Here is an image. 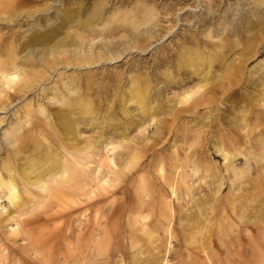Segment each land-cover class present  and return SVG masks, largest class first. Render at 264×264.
Here are the masks:
<instances>
[{
	"label": "bare ground",
	"instance_id": "obj_1",
	"mask_svg": "<svg viewBox=\"0 0 264 264\" xmlns=\"http://www.w3.org/2000/svg\"><path fill=\"white\" fill-rule=\"evenodd\" d=\"M109 1L94 0L87 4L82 0H49V3L47 0H0V83L6 87V92H3L4 87L0 86V108L5 107V101L10 96L8 90L13 89V85L26 79L28 82L37 80L38 83L37 75L40 69L43 70L42 76H45L59 64L78 66L91 65L100 60L112 61L122 55V43L131 41L136 49L144 51L150 44V38H156L160 33L164 36L171 31L174 37L178 34L177 30H172L174 24L168 22L175 20L176 12L183 9L174 7L180 0H172L171 4L162 8L163 10L158 8L155 0H135L132 6H124L127 1L115 0L112 1L111 9H107ZM52 3H58V7L54 8L51 15L35 17L33 21H28L39 12V6L43 7L42 11L48 10ZM252 3V16L245 14L236 25L228 17L231 12L228 9L220 15V27L207 28L202 31V36H198V31L186 29L181 35L182 44L176 43L175 48L164 47L158 59V62L165 66L161 73L164 77L163 89L170 90L174 86L180 87L192 82L179 91L178 99L167 100L164 104L165 113H162L160 107L149 104L151 87L147 77L143 80H132L133 77L129 76V99H133L132 102L137 105L142 117L154 114L160 109V114L169 115V118L163 119L162 124L156 120L155 132L163 127L169 129L171 120L177 116L192 115L191 113L200 106H212L218 95H225L230 102L221 110V114L226 113L223 114L224 117L233 115L224 119L218 114L213 123L217 128L225 129L212 143L215 155L223 160L222 168L212 161L211 164L208 158L211 166L203 165V162L193 158L189 162L191 167L187 166L188 163L184 165L189 169L183 173H175V180H167L171 195L183 200L182 209L185 205L194 203L193 211L189 206L191 212L182 213L185 223L180 221L184 223L181 225L186 232L179 239H176L172 231L175 211L168 199L163 200L164 209L162 214H159L161 218L157 216L155 221L150 219L149 213L141 210L142 202L134 206L132 204L122 222V207L117 204L112 207V202L106 206L112 207L111 212L115 210L114 214L108 213L109 216L105 217L99 213L100 203L104 200L102 196L108 192V187L116 185L118 177L125 175L126 171L133 167L138 156L135 152H130L123 167L111 169L109 175L100 181L98 172L101 162L90 176L87 168H84L89 163L86 162L87 158L92 156L94 144H84L77 134V128L79 122L85 121L87 115L92 116L94 113V105L86 93H90L91 85L95 82L91 77L94 78L95 74L69 77L68 81L61 84L63 92L58 90L59 92L54 93L52 102H57L58 106H47L45 109L41 104L36 107L27 106L24 115L21 117L17 114L15 122L4 132V150L7 154L0 163V199L7 201V205L2 206L6 221L18 219L22 213L21 189L27 197L35 200L33 188L48 192L50 184H69L78 180L79 186L70 192L73 199L67 206L68 211L64 213L67 216L69 239L68 252L64 254L66 263L86 264L84 262L89 263L88 260L91 261L92 258L93 264L97 261L102 264V260L105 261H102L103 264H108L114 258L117 264H123L127 260L130 264H163L169 261L170 256L178 254L173 249L172 238L175 237L179 248L186 244L189 247L192 245L197 251V256H194L187 250L188 246H184L187 257L190 258L187 262L222 264L224 261H231L235 264H264V70H259L256 77L242 76L245 65L256 56L258 46L264 39V17L260 18L255 11V7L264 4V0H252ZM214 11L211 0L207 7V16ZM161 12L164 13L166 25L159 23L158 15ZM19 16L29 23L27 33L10 30L11 24ZM198 21L205 20L201 18ZM231 34L236 37L227 36ZM97 35L110 38L102 40L99 46L103 48V53L85 49V40L92 41ZM114 36L118 38L113 40ZM50 55L54 57L51 58ZM97 78L103 79V76ZM82 84L86 93L81 92ZM43 91L46 93L47 89L44 88ZM242 99H246V102L242 103L243 111H236L237 104ZM36 112L45 113V120L38 122V126H41L42 130H51L48 135L41 129H36L37 124H32ZM124 114L129 115L126 111ZM26 123H29V126H25ZM118 133L122 139L121 143H125L128 148L134 146L126 137L125 131ZM147 144L148 141H145L143 146L147 147ZM115 148L117 147L112 146L109 150ZM25 150H29V153L20 155ZM8 154L16 160L15 165L8 158ZM241 158L243 164L239 167L236 161ZM108 164L115 167L113 156H108ZM194 178L195 182L192 181ZM177 185H182L179 187L180 191L177 190ZM193 187L196 197L189 195ZM223 189H227L225 200L221 195ZM84 202L86 207L78 211L74 209L75 205ZM87 210H93L90 218L85 217L84 212ZM81 216L85 218L82 217L81 220ZM75 219L78 220L77 224ZM29 221H24L25 226ZM17 226L16 222L15 227ZM122 226L128 231V246L125 244V238L118 237L119 233L124 236V233L120 232ZM10 227V231L13 230L11 232L17 231L13 225ZM108 232H111L112 236L117 235L116 246H111ZM143 236L146 239H143ZM130 249L136 253H132ZM33 256L39 261L42 260L36 254ZM45 262H50V259Z\"/></svg>",
	"mask_w": 264,
	"mask_h": 264
},
{
	"label": "rangeland",
	"instance_id": "obj_2",
	"mask_svg": "<svg viewBox=\"0 0 264 264\" xmlns=\"http://www.w3.org/2000/svg\"><path fill=\"white\" fill-rule=\"evenodd\" d=\"M92 1L94 0H82L83 3L87 4ZM112 1L115 0L109 1V3L106 5L107 9H111ZM121 1H127V3H124V6H127V4L128 6H132L135 2V0ZM150 1L152 2L153 0ZM47 2L49 3V0H47ZM155 2L158 3V8L160 10H163L162 8L166 4H171L172 0H155ZM210 2L211 0H180L179 2L174 4L175 8L183 7V9H180L176 12V19L168 22L171 25L174 24L172 30H177L178 34L174 37L172 36V31L168 34H165L164 36H161L162 33H160L156 36V38L153 37L149 39L150 44L145 48L144 51H139L138 49H136L131 41L122 43L120 47L122 48L123 53L119 58L115 60H100L97 63H92L91 65L81 64L78 66L74 64H69L67 66L59 64L54 69H51V71H49V73H47L45 76H42L43 70L41 71L40 69L37 75V78L39 79L38 83L37 80L28 82V80L26 79L21 80L18 84L13 85V89L8 90V94L10 96L5 101V107L0 108V163L7 154L4 150V132L10 125H12V123L15 122L17 114L22 117L27 106L36 107V105L39 104H41L44 109L47 106L55 108L56 106H58V103L52 102L54 99V93L55 91L63 92L61 85L62 82L68 81L70 79L69 77H86L87 74H90L91 76L95 74L94 78L91 77L95 82L91 85L90 93H86L85 89L83 90V84L81 85V92L89 94L91 102L94 105L93 115H87L86 120L79 122L77 128V134L79 138L83 140L82 142L84 144H94L91 152L92 156H89L87 158L86 162L89 161V163L84 168H87L88 174L90 176L93 170L98 169V165L101 162V166L99 165L98 172V179L100 181L104 177L109 175L108 172L112 171L111 169L123 167L126 162L127 155H129L130 152H135L138 156L137 161L133 165V167L130 170L126 171L125 175L118 177L116 182L118 181L119 184L115 182L117 186L114 184L112 185L113 189H115L113 190L112 187L109 186L111 188L110 190V188L108 187V192L102 196L104 200L100 203L101 208L99 213L103 214L105 217L109 216L110 213L114 214L115 210L111 212V208L113 206H116L117 204L118 207H122L120 218V221L122 222L123 219H125L124 217L127 216L128 208H130L132 204L134 206L142 202L143 207L141 210L146 214L149 213L150 219L155 221L154 218H156L157 216L161 218L159 214H162L164 209L163 200L168 199L171 203L172 209L175 211V218H173L172 220V231L176 239H179V237H181L183 233L186 232V229H184V227L182 228L183 225H181L185 223V220L182 218V216L185 212L190 213V209H192V211L194 210V205H192L194 203H192L191 201V205H185L186 207L184 206L188 209H182L181 206L184 205L183 200H178L171 195V190H169V186L168 184H166L167 180H169L170 178L175 180V173H183L187 169H189V167L187 168L184 165L188 163L187 166H190L189 162L193 158H196L199 161L203 162V165L211 166L212 161L217 166H221L222 168L223 160L220 156L215 155L212 143L214 142L215 137L217 139L221 136L219 134H222V131L225 132V129L217 128L213 123L215 122L214 120L218 116V114L224 117L223 114L226 113L221 114V110L224 109L225 106H228L230 102L229 99L225 98V95H218L213 101L212 106H198L199 108H197V110H194L191 113L192 115H180L171 120L169 129H166L162 126L163 129L155 132V122L161 121L162 124V121L165 117L169 118V115L167 114H160L162 111V113H165L164 104L167 103V100L178 99L179 91L182 88L191 85L192 83L189 82L183 84V86L181 85L180 87L174 86L170 90H164L162 87V80L164 77L161 73L162 69H164L165 66L159 63L158 59L159 56L162 55L164 47L175 48L176 43L182 44L181 35L185 32L186 29H191L193 30V32L198 31V36H202V31H205V29L214 26L220 27V25H218L221 18L220 15H222L228 9H230L231 11L228 17L233 21L232 23H235L236 25L237 22H240V20L244 18L245 14H249L250 16H252L251 10L254 8L252 6V0H212L213 8H215V11L207 16V7ZM57 5L58 3H52L48 10L43 11V7L39 6V12H36L33 18H29L28 21H33L35 17H45L47 15H51L54 8L58 7ZM255 8L257 9L255 10L256 14L260 16V18L264 17V4ZM24 13L27 14V11L24 10ZM163 14L164 13L161 12L158 15L160 19L159 23L162 25H166L167 22L164 20ZM201 18H204L205 21H198ZM23 19L24 17L19 16V18L11 24L10 30H17L18 32L23 31V33H27L29 31V23H26ZM19 26L21 27L19 28ZM227 36H231L233 38L236 37L234 34ZM117 38L118 36H114L113 40H116ZM109 39V37L104 38L97 35L92 41L85 40V49H94L96 52L103 53V48L99 46L102 40ZM258 49L259 51L256 56L245 65V69L242 75L245 78L248 76L250 77L251 75L252 77H256L259 70H264V39H262L261 43L258 46ZM50 57L53 58L54 56L50 55ZM57 60L59 62V59ZM100 76H103V79L97 78ZM129 76L133 77L132 80H143L144 77H147V79L150 81L151 87L149 91V104L158 108L160 107L162 111L160 109L158 112H155L154 114L152 113L151 115H148L146 117H142L139 114L137 105L132 102L133 99H129L128 89L131 86V78ZM138 77L139 79H136ZM225 81L227 82V80ZM0 86L4 87L3 92H6V87L4 86V84L0 83ZM44 88L47 89L46 93L43 91ZM239 96L241 97L242 95ZM245 102L246 99H242L241 102L237 104V108L235 110L243 111L242 103ZM162 105L164 109L162 108ZM125 111L129 113V115L126 116L124 114ZM34 115V121L32 122V124H37L36 129L42 130L41 126H38V122L45 120V113L40 114L36 112ZM232 115L233 114H229L227 116L225 115L224 119H227ZM206 120H208V122ZM28 124L29 123H26L25 126H29ZM119 131H125L126 137L130 139L132 143H134L133 147L130 146V148H128L125 143H121L122 139L119 136ZM42 132L48 135L51 130L47 129L46 131V129H44L42 130ZM198 132L200 134H198ZM197 140H199V142ZM145 141H148L147 147L143 146L145 144ZM112 146H116L117 148L110 151L109 148H111ZM187 146L191 150H189ZM28 153L29 150H25L20 155H27ZM8 156V158H10L15 165L16 160H13V156L10 154H8ZM108 156H113L115 167L114 165L108 164ZM207 158L209 159L211 164L208 162ZM19 162L21 165V161ZM236 163L237 166L240 167L243 164V158H241L239 161H236ZM17 164L19 165V163ZM188 179L189 178H187V180ZM193 180L195 182V178L192 179V181ZM189 182H191V179ZM50 186L51 188L48 192H41L40 190L33 188L32 190L36 196L35 200L27 197V195H25L21 189L23 202L20 212L22 213H20L18 219L6 221V214L2 210V206H6L7 201L6 199H0V264H70L69 262L66 263L64 261V254L68 252L69 241V239L67 238L68 231L66 228L68 224L67 216L64 213L65 211H68L67 206L70 204V200L73 199V197L70 196V192L79 186V181L74 180L69 184L61 185L50 184ZM179 187L180 186L177 185V190H179L182 185L180 188ZM181 192H183V189ZM225 193L227 194V189H223V192L221 193L224 200L226 196ZM178 195L180 194L178 193ZM189 195L193 197L197 196L194 187L192 188V191L189 192ZM82 198H84V196ZM154 199L157 202H155ZM109 202H112V204H110ZM109 204L113 206H106ZM83 207H86V202H84L83 204L81 203L79 205H75L74 209L78 211L83 209ZM32 208L34 209L30 212L29 210ZM156 208L158 211L156 210ZM89 211L90 213H88ZM92 212L93 210H87L86 212H84L86 213L85 217L90 218L93 215ZM3 217L5 218L4 220L2 219ZM74 217L76 218L75 214ZM82 217L83 219L85 218L84 216H81V220ZM25 219L27 221L30 220L31 222H33L30 223L29 221V223L25 226ZM180 220H183L184 223ZM16 222L18 223L17 227H15ZM75 222L77 224L78 220L75 219ZM10 225H13L15 227V230L17 231H15L14 233L11 232L13 230L10 231ZM121 231L122 233H124L125 237L123 235H120V233L118 234V237L123 239L125 238V244L128 246V231L126 228H124V226L120 228V232ZM48 236L50 237V239ZM159 236L162 237L161 234H159ZM55 237L57 239H55ZM107 237H110L109 240L110 243H112L111 246L117 245L118 242L116 240V234L112 236L111 232H108ZM144 237L145 236H143L142 238L146 239ZM175 237L172 238L173 249H175L178 254L176 256H170L169 261L163 262V264H197L198 262H187L188 260H190V258L187 257L184 246H188L187 250L194 256H197V251L195 250V248L192 245L191 248L185 243V245L179 248V246L175 243ZM41 239L43 240V245ZM130 251L132 253H136L131 249ZM34 254H36V256H40L43 261L37 260L36 257L33 256ZM48 256H51V258H48ZM115 258L117 257L115 256ZM49 259L50 262H45L49 261ZM113 259L108 262V264H117V262H115L116 259ZM92 260L93 259L91 258V261L90 259L88 260L89 263H84L93 264L94 261ZM102 261L101 263L103 264ZM181 261H183L184 263ZM98 262L99 261L95 262V264H98ZM124 263L130 264L128 260L126 262H123V264ZM237 263L243 264L246 262H236V264ZM222 264L235 263L231 261H229V263H225L224 261L222 262Z\"/></svg>",
	"mask_w": 264,
	"mask_h": 264
}]
</instances>
